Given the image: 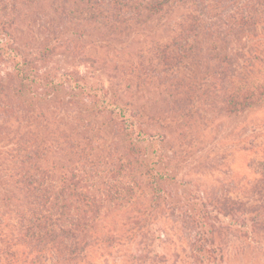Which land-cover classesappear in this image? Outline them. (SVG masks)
<instances>
[{"label": "trees", "instance_id": "16d2710c", "mask_svg": "<svg viewBox=\"0 0 264 264\" xmlns=\"http://www.w3.org/2000/svg\"><path fill=\"white\" fill-rule=\"evenodd\" d=\"M21 4L0 0V264H81L98 243L94 234L105 227V214L136 204L145 215L177 213L192 230L191 256L223 264L221 233L206 201L220 207L174 171L166 134L146 129L151 106L120 99L117 82L49 61L64 21L98 31L149 30L175 13L171 38L139 55L148 79L156 72V85L175 80L176 88L191 89L203 72L200 82L221 91L220 110L258 109L264 0H59L53 9L59 25L51 24L53 37L37 52L16 35L12 14ZM230 39L243 44L234 47ZM117 141H126L123 151Z\"/></svg>", "mask_w": 264, "mask_h": 264}, {"label": "rangeland", "instance_id": "374dc122", "mask_svg": "<svg viewBox=\"0 0 264 264\" xmlns=\"http://www.w3.org/2000/svg\"><path fill=\"white\" fill-rule=\"evenodd\" d=\"M17 2L22 6L20 12L12 14L16 35L26 49L37 52L53 37L49 30L51 24L59 22L53 17L59 0ZM175 18L174 13L157 25H149V30L130 27L116 31L64 21L58 24L61 44L49 62L93 73L110 85L117 82L124 101L147 102L155 113L146 129L166 134L173 145L170 165L174 171L197 193L204 189L205 198L220 207L206 201L212 210L211 222L221 233L218 242L224 249L223 264H264V192L257 194L259 187L264 188V106L240 113L220 110L221 91L200 82L203 72L193 78L191 89L176 88L175 80L170 83L162 77L164 83L156 85V72L148 79L144 72L147 63L139 55L151 43L171 38ZM230 41L234 47L243 44ZM169 83L173 85L170 93L165 91ZM114 147L123 151L126 141H117ZM136 205L105 214L103 230L110 231L98 228L94 234L98 243L81 264H202L190 254L192 230L180 222L177 213L145 215L149 211L137 213L141 205ZM216 211L220 212L217 216Z\"/></svg>", "mask_w": 264, "mask_h": 264}]
</instances>
